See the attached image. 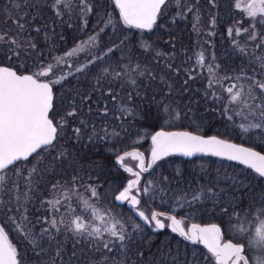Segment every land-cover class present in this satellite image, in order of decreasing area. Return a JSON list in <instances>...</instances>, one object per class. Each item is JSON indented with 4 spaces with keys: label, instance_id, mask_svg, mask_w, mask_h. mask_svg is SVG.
<instances>
[{
    "label": "snow or ice",
    "instance_id": "6c2138e0",
    "mask_svg": "<svg viewBox=\"0 0 264 264\" xmlns=\"http://www.w3.org/2000/svg\"><path fill=\"white\" fill-rule=\"evenodd\" d=\"M207 4L216 8L217 0H207ZM111 5L118 11V21L105 12L106 19L99 21L98 30H94L87 40L62 56H51L47 60L39 40L41 37L44 41L51 40V29L43 23L48 13L53 15V23L55 20L63 23L65 16L71 18L75 15L87 27V17L97 11L92 0H8L0 9L3 13L0 21V264H33V261L34 264H74L78 260L76 249L82 244L87 245L94 257L88 264H181L179 252H173L167 244L157 248L150 260L146 259L143 249L145 241L149 242L147 247L151 249V237L145 236L141 224L129 222L122 214L113 215L110 209L98 208L100 185L84 183V178L72 164H69L73 168L69 179L49 182L50 188L44 184L49 171L55 174L62 164L72 160L60 144L70 121H79V126L72 129L76 139H80L84 130L91 126L92 134L88 135L91 141L97 132L89 117L106 121L109 117L119 120L137 115L126 102H134L136 97L152 91L157 80L161 91L167 89L164 95L171 97L183 72L186 78L180 89L182 95L188 91L189 82L196 79L193 71L206 69L202 73L206 79L202 99L218 104V110L227 122L240 117L243 122L238 127L243 133L250 129H260L264 133V54H251L248 68L242 65L239 71H235L222 70L215 63L214 54L209 61L201 51L195 54L194 67L186 68L183 64L168 62L174 54L154 48L148 40L133 43L128 38L131 30L152 32L173 6L176 10L171 16L172 24L192 14L193 28L198 30L200 0H111ZM235 8L245 13L250 22L246 28L229 27L228 35H246L253 47L264 53V31L257 28L258 25L264 27V0H248L243 7L236 3ZM208 23L214 28L216 15L210 14ZM119 25L123 27L117 39L102 42L101 34L105 29L111 28L115 33ZM233 44L241 56L250 55L247 44L242 46L235 39ZM80 53L87 55L83 62L77 61L74 66L70 61ZM165 57L167 61L161 69L163 74H160L152 65L153 62L159 65ZM28 60L32 61L30 68ZM77 74L92 77L90 91H77L67 107L61 106V113L54 104L53 86L62 84L69 76L77 78ZM188 111L191 109H180L174 99L157 103V118L165 122L178 120ZM103 131L105 136L109 135L106 127ZM112 135L118 137L119 133L113 132ZM261 139L264 140V134ZM200 153L238 161L259 178H264V154L251 147L232 143L218 135L161 129L151 135L147 164L144 153L137 150L116 154L115 164L134 179H129L122 190H117L113 200L127 203L153 231L169 227L184 240L203 245L208 254L203 258L208 264H264V188L256 193L251 185L235 176L225 175L223 186L218 176L206 184L196 183L195 187L189 184L173 197L179 207L188 209H193L196 204L206 206L210 202L214 209L229 218L236 242L223 240L222 229L215 223L204 226L192 223L185 229L183 220L175 215L164 211L146 214L139 210L141 197L151 198L156 192H164L159 185L171 183L169 177L163 176L159 184L155 180H145L142 186L143 173L164 157L174 154L192 157ZM127 159L136 161L138 170L125 165ZM41 186L49 192L48 198H39ZM80 188L88 193V198L79 192ZM69 193L79 197L85 205L84 210L90 211V217L73 215L75 210L66 204L71 200ZM37 202L40 209L34 207ZM60 206L65 207V213L70 217L68 220H65ZM41 209L43 214L34 215ZM250 223L251 228L247 227ZM6 229L20 234L26 241V251L19 250L12 243ZM68 244L72 245L71 251ZM246 250L260 254L250 258ZM28 252L32 255L28 256ZM196 261L195 256L191 261L185 257L183 264H196Z\"/></svg>",
    "mask_w": 264,
    "mask_h": 264
},
{
    "label": "trees",
    "instance_id": "16d2710c",
    "mask_svg": "<svg viewBox=\"0 0 264 264\" xmlns=\"http://www.w3.org/2000/svg\"><path fill=\"white\" fill-rule=\"evenodd\" d=\"M7 2L8 0H0V9H3ZM92 2L97 11L95 14H90L87 17V27H84L83 21L75 15L71 18L65 16L63 23L60 20H55V23H53L54 17L51 13H48V18L43 23H47L51 29V40L44 41L42 37L39 40L40 49L46 60L50 59L51 56H62L66 51L79 45L81 41L87 40L94 30H98L99 21L106 19L105 12L114 21H118V11L114 10L111 0H92ZM236 3H239V0H217V7L211 8L207 4V0H200L201 11L199 13L200 24L198 30L193 28L194 21L192 14H188L185 19H177V22L172 24L171 16L175 14L176 10L175 6H173L169 9L168 16L158 21V25L160 26L154 28L152 32L131 30L128 38L132 39L133 43L148 40L153 44L154 48L164 53L174 54V58L168 62L176 65L183 64L186 68H193L195 54L203 51L205 56L209 58V61L211 55L214 54L215 63L219 64L222 70L232 69L239 71L242 65L247 69L251 54L255 53L259 55L264 53H262L261 49L254 48L253 42L248 41L246 35L235 37L228 35L227 29L229 27L240 26L246 28L250 22L245 13L235 8ZM210 14H214L217 17V23L214 28L208 23ZM2 20L3 13L0 12V21ZM121 27L123 26L119 25L115 33L111 28H106L105 33L101 34L102 42L110 43L111 40L117 39ZM257 28L259 31H264V27L262 26L258 25ZM210 32H214L215 34L209 35ZM233 39L242 46L247 44L250 55L241 56L235 50ZM86 55V53H80L79 56L74 57L70 62L75 66L77 61L83 62ZM166 61L167 57L161 60L159 65L153 62L152 66L158 73L163 74L161 69ZM19 63L17 61V64ZM27 64L30 68L32 61L28 60ZM20 70L23 71V68ZM73 70L74 68L68 69V71ZM204 72H206V69L193 71L192 75L196 76V79L189 82L188 91L181 95L182 81L186 78L182 72L180 79L175 85L176 91L172 93L171 97L164 95L167 89L164 88L161 91L160 81L157 80L152 91L146 95L142 94L140 97H136L134 102H126L127 106L134 110L137 115H128L121 117L119 120L109 117L106 121L98 117H89L92 124L95 125L97 132V135L91 141L88 139V135L92 134L91 126L84 130V134L80 139H76L72 129L79 126V121H70L69 125L65 127L60 144L63 146V149L68 151L72 160L62 164L55 174L49 171L44 179V184H48L49 188V182L55 183L56 180L64 181L69 179L73 174V168L69 167V164H72L79 172V175L84 178V183H98L100 185L101 200L97 203V207L102 210L110 209L113 215L122 214L123 218L129 222L135 221L140 223L145 230V236L151 237V249L149 250L147 247L148 241H145L146 246L143 249L148 260L152 258L151 254L155 253L157 248L164 244L169 245L173 252H179L178 259L181 261V264H183L185 257L191 261L194 256L197 257L196 264H208V261L203 258L208 254L203 245L188 243L178 238L171 231L151 232L124 205L113 200V195L125 185L129 176L122 169L115 167L113 158L117 153L130 148L143 147L147 141L149 142L151 135L158 129L189 130L201 135H218L221 138L253 147L264 153V140L261 139L262 134H264L262 130L250 129L248 133H243L238 127L243 122L239 119L240 117H235L233 122H227L221 116L218 104H212L210 101L205 102L202 99L206 84L205 76L202 74ZM91 81V76L83 77L77 74V78L69 76L62 84L53 86L55 95L54 104L61 110V113L63 111L61 106L67 107V104L77 91H90ZM123 95L124 93H121V96ZM153 96H155V102L153 101ZM173 99L180 109H191V111H188L186 116L182 115L178 120L165 122L163 119H158L157 103L162 101L170 102ZM93 107L95 108V105ZM105 127L109 133L107 136H105L103 131ZM113 132L119 133V136L112 135ZM225 175L228 177L235 176L244 181L246 185H251L256 193H259L261 188H264V178H259L253 170L235 161L209 155H199L186 159L178 154H174L157 161L148 172L143 173L142 185H144L145 180H155L159 184V180L163 176L169 177L171 181V183L165 182L159 185L165 189L164 192H156L151 198L145 196L143 197V202L149 210L164 211L186 222L217 223L220 225L225 237L236 240V235L231 230V225L229 224V218L223 216L218 209H214L210 202L206 206L196 204L193 206V209H188L186 206L179 207L173 198L180 189L186 188L189 184L192 187H195L196 183L206 184L209 181L215 180L218 176L221 178V186H223V177ZM79 192L85 198H88V193L84 192L82 188L79 189ZM56 195L59 197L60 194L57 193ZM69 195L71 196V200L67 201L66 204L75 210L73 215L79 214L85 218L90 217V211L84 210L85 205L80 201L79 197L72 195V193H69ZM48 197L49 192L41 186L39 198ZM34 207L35 209L41 208L38 202ZM62 208L64 210V218L68 220L70 217L65 213V207L62 206ZM194 209L199 210L194 211ZM41 214H43L42 209L34 213V215ZM251 226V223L247 225L249 228ZM6 230L12 243L19 250L26 251V241L22 239L23 241L21 242V239L15 235L16 231L11 229ZM131 230V227H129V231ZM81 248L83 251H81ZM68 249L71 251V244H68ZM76 251L78 260H75L74 264H88L90 258L94 259L86 244L78 246ZM27 255L31 256L32 254L28 252ZM132 259L135 260L136 258L133 256Z\"/></svg>",
    "mask_w": 264,
    "mask_h": 264
},
{
    "label": "rangeland",
    "instance_id": "374dc122",
    "mask_svg": "<svg viewBox=\"0 0 264 264\" xmlns=\"http://www.w3.org/2000/svg\"><path fill=\"white\" fill-rule=\"evenodd\" d=\"M247 2H248V0H239V3L241 4V7H243ZM140 150L143 151V152L145 153V155H146V160H147V163H148V161H149V159H150V152H151V139H149V142L147 141V142L145 143V145H144L143 147L140 148ZM33 163H35V161H33ZM124 163H126L127 165H129V166H131V167H133V168H136L135 165L137 164L136 161H133V160H131V159H127V160H125ZM29 167H30V165H29ZM129 177H130V176H128V179H129ZM141 185H142V179H141ZM142 186H143V185H142ZM36 205H37V203H36ZM138 207H139V210H143V211H145L146 214H148V213L151 212V210H149V209L146 207V205L144 204V202H143V197H141V204H140ZM60 210H61V213L64 214V210H63L62 206H60ZM177 219H178V218H177ZM167 223H168V222L166 221V224H167ZM187 225H188V222L183 221V226H184L185 229H187ZM163 230L170 231L171 229H170L169 227H166V228L163 229ZM15 235H16V237H19V238L21 239V242L23 241L19 233L15 232ZM223 239L227 240L225 237H223ZM229 240H231V239H229ZM246 254L249 255L250 258H251L252 256L259 255L260 253H259L258 251H251V252H250V251H247V250H246Z\"/></svg>",
    "mask_w": 264,
    "mask_h": 264
},
{
    "label": "water",
    "instance_id": "95a60500",
    "mask_svg": "<svg viewBox=\"0 0 264 264\" xmlns=\"http://www.w3.org/2000/svg\"><path fill=\"white\" fill-rule=\"evenodd\" d=\"M161 130V129H160ZM164 130V129H163ZM157 131H159V130H157ZM165 131H180V130H165ZM155 133V132H154ZM153 133V134H154ZM209 136H212V135H209ZM230 141V140H229ZM230 142H232V143H235V142H233V141H230ZM237 144V143H236ZM240 145V144H239ZM241 146H244V145H241ZM244 147H247V146H244ZM254 149V148H253ZM132 150H137V151H140L139 149H137V148H132V149H128V150H126V151H132ZM255 151H258V150H256V149H254ZM125 152V151H124ZM141 152V151H140ZM260 152V151H259ZM262 153V152H261ZM200 154H202V153H200ZM262 154H264V153H262ZM145 155V154H144ZM196 155H199V154H196ZM195 155V156H196ZM208 155H210V154H208ZM182 156V155H181ZM183 157H185V156H183ZM193 157V156H192ZM185 158H190V157H185ZM113 162H114V164H115V157H114V159H113ZM145 163H146V157H145ZM125 165H127V164H125ZM115 166H117V167H119V168H121V169H123L121 166H119V165H116L115 164ZM128 166V165H127ZM135 170H138V169H134V171ZM131 179H134V177H132ZM126 204V206H127V208L135 215V211L133 210V209H131L130 208V206L127 204V203H125ZM136 216V215H135ZM138 217V216H137ZM139 218V217H138ZM142 221V220H141ZM143 222V221H142ZM144 223V222H143ZM192 224V223H191ZM190 224V225H191ZM197 224V223H196ZM211 224H213V223H211ZM145 225V224H144ZM189 225V226H190ZM201 225V224H200ZM204 225H208V224H203L202 226H204ZM146 227H148V228H150L151 230H152V228L150 227V226H148V225H145ZM188 226V227H189ZM190 242V241H189Z\"/></svg>",
    "mask_w": 264,
    "mask_h": 264
},
{
    "label": "bare ground",
    "instance_id": "6f19581e",
    "mask_svg": "<svg viewBox=\"0 0 264 264\" xmlns=\"http://www.w3.org/2000/svg\"><path fill=\"white\" fill-rule=\"evenodd\" d=\"M239 119H241V118H239ZM249 122H253V121L250 120Z\"/></svg>",
    "mask_w": 264,
    "mask_h": 264
}]
</instances>
